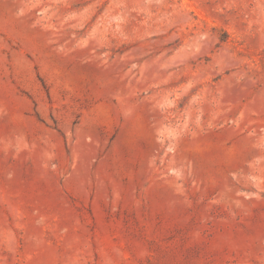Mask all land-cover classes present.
<instances>
[{"label":"rangeland","instance_id":"1","mask_svg":"<svg viewBox=\"0 0 264 264\" xmlns=\"http://www.w3.org/2000/svg\"><path fill=\"white\" fill-rule=\"evenodd\" d=\"M0 264H264V0H0Z\"/></svg>","mask_w":264,"mask_h":264}]
</instances>
